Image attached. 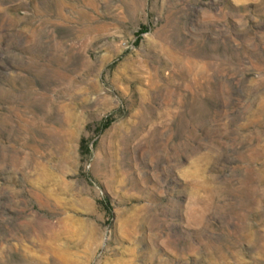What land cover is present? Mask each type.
I'll use <instances>...</instances> for the list:
<instances>
[{"label":"rangeland","instance_id":"374dc122","mask_svg":"<svg viewBox=\"0 0 264 264\" xmlns=\"http://www.w3.org/2000/svg\"><path fill=\"white\" fill-rule=\"evenodd\" d=\"M0 264H264V0H0Z\"/></svg>","mask_w":264,"mask_h":264},{"label":"trees","instance_id":"16d2710c","mask_svg":"<svg viewBox=\"0 0 264 264\" xmlns=\"http://www.w3.org/2000/svg\"><path fill=\"white\" fill-rule=\"evenodd\" d=\"M146 30H142L141 33L145 32ZM110 122H107L104 124V127H107L109 125Z\"/></svg>","mask_w":264,"mask_h":264}]
</instances>
